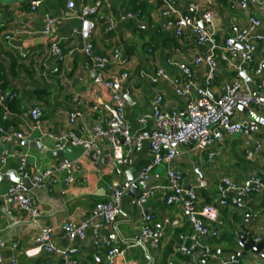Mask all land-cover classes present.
I'll list each match as a JSON object with an SVG mask.
<instances>
[{
    "label": "crops",
    "instance_id": "0c3cea01",
    "mask_svg": "<svg viewBox=\"0 0 264 264\" xmlns=\"http://www.w3.org/2000/svg\"><path fill=\"white\" fill-rule=\"evenodd\" d=\"M33 1L0 0V32L12 35L8 41L0 40V71L9 81L5 92L7 95L0 98V127L29 133V139L23 141L39 140L45 151L16 144V139L2 144L1 150L7 149L12 156L6 159L4 165L0 164V174L13 171L17 176L21 155H27L25 173L29 178L46 170L52 173L44 181L43 187L31 186L28 189L34 198L33 207L38 214L36 218L17 204L6 203L0 198V244H3L0 245V264H9L14 257L18 264H63L59 257L42 253L27 258L22 252L34 247L44 228L53 231L58 246H68L61 232L63 224L68 221L78 223L88 218L96 204L107 202L112 191L127 183L129 176L134 181L140 169L151 161L150 151L144 145L139 152L130 153L129 165L115 163L112 145L100 139L97 141L100 151L98 164L94 165L80 148H73L78 156L72 159L77 160V168L71 172L72 183H66V173L57 171L56 167L67 157H56L53 141L47 135L61 136L72 131L78 137L90 139L93 126L106 129L104 117L92 112L91 107L110 104L111 98L96 78L91 61L82 53V41L74 33L79 21L74 11L67 9L66 0H39V7L31 11L29 6ZM73 1L76 11L99 5L92 34L94 54L103 56L117 48L127 60L126 71L130 79L125 117L131 131L138 129V118L150 113L157 94L163 98V110L184 117L186 98L177 97L169 83L151 84L144 75L162 68L182 79L177 64L192 67L193 59L205 54L208 46H197L188 31L176 36L172 28L162 29L163 20L157 0ZM173 1L181 14L189 16H196L191 5L203 10L210 1L216 18L215 39L218 43L229 35L232 25H244L250 16L260 19L258 33L264 37V4L242 10L238 6L240 0ZM46 18H57L60 23L43 35ZM109 23L112 24L110 29ZM53 43L58 44L63 61L51 54ZM225 56L226 60H217L216 77L210 88L212 100L221 95L224 85L236 79L239 72H245L246 79L250 81L247 84L241 75L243 84L250 92L264 81V72L253 76L256 65L264 60V41L257 44V50L250 55V60L246 58L241 62V68L238 67L239 58L230 54ZM192 69L193 84L202 88L207 68L201 65ZM11 80H20L26 87L21 90ZM13 93L16 96L10 101ZM191 93V97L196 98L194 90ZM75 96L77 101H74ZM34 105H38L42 111L39 130L31 128L29 110ZM249 110L258 118H264V106ZM70 114H76L73 124L68 121ZM3 116L5 120H2ZM234 120L250 119L237 109ZM150 124L148 121L146 127H150ZM127 149L122 145L124 154ZM208 151L213 153L211 158L206 153L192 152L189 147L179 148L173 162L162 163L152 170L151 184L166 182L169 168L181 174L186 189L195 188L199 180H204L207 187L195 189V207L211 232L209 236L199 237V242L208 246L214 256L206 264H220L221 259L233 254L239 257L240 264H264V259L251 251L241 256L244 251L234 236L245 219L252 220L247 226L252 238L264 228L263 193L242 200V207L237 209L230 205L221 206L216 190L224 179L246 185L253 174L264 173V127L260 125L259 130L249 137L226 136ZM116 169H119V174L115 172ZM10 185L0 183V194ZM129 199L128 195L122 198L121 214L115 225L101 230L89 229L84 241H75L79 264H106L105 251L92 245L94 237L106 238L112 245L125 250L123 257L113 259V264H195L192 258L179 251L180 246L188 247L191 244L189 237L192 234V225L179 205H168L162 194L155 195L142 209L131 207ZM143 214L152 216L151 227L154 233L160 235L159 245L154 248L148 243L144 247L127 248L128 242L136 239L140 233ZM260 243L264 254V240ZM13 245H16V249L12 248Z\"/></svg>",
    "mask_w": 264,
    "mask_h": 264
},
{
    "label": "built area",
    "instance_id": "2783aa9c",
    "mask_svg": "<svg viewBox=\"0 0 264 264\" xmlns=\"http://www.w3.org/2000/svg\"><path fill=\"white\" fill-rule=\"evenodd\" d=\"M157 4L163 20L162 29L172 28L176 36H181L185 31H188L194 37L197 46H208L205 54L198 55L193 59L192 67L182 63L177 64L182 79L171 75L162 68H156L144 75L151 84L169 83L177 97L186 98L185 116L181 117L176 112L163 110V98L157 94L151 104L150 113L137 119L139 127L135 132H132L125 117L126 97L129 94L127 85L130 79V75L126 71L127 60L117 48L110 50L103 56L94 54L92 34L95 29L94 16L99 8L98 4L76 11L74 10V1L66 0L67 9L74 11L79 21V27L74 30V33L82 41V53L91 61L95 76L108 91L111 103L100 104L99 106L95 104L91 107L92 112H97L104 117L106 129L93 126V135L90 139L78 137L72 131L61 136L47 135L53 141V150L63 151L67 148H80L94 165L98 164L100 159V151L97 146V141L100 139H105L112 145L114 162L123 165L131 163L130 153L132 151L139 152L146 145L151 154V161L140 169L133 183L144 182L152 170L160 164L173 162L181 147H189L195 153H206L211 158L213 153L208 151L210 147L223 141L226 136L242 135L249 137L259 130V123L252 120L235 121V112L238 106L247 109L263 108L264 81L255 89V93L258 94L255 97L243 84L241 72L236 79L224 85L221 95L216 100H212L210 97V88L215 80L218 67L217 60H226L225 55L230 54L239 58L238 67L241 68V62L248 55L255 53L257 44L264 41V37L258 33L261 27L260 19L250 16L244 25H232L229 29V35L221 43H218L215 39L216 18L210 8V1L207 2V8L203 10L195 5L190 6L196 16L181 14L175 8L173 0H157ZM263 4L264 0L238 1V6L242 10H246L249 6ZM39 5L40 1L35 0L30 3L29 9L34 11ZM127 17L132 16L127 15ZM44 22L43 35H47L52 27L60 23L57 18H46ZM108 26L110 29L112 24L109 23ZM11 36L10 34L3 35L0 32V40L8 41ZM50 50L57 60H64L57 43H53ZM201 65L207 68V72L203 87L198 88L193 84L192 68ZM263 72L264 60L256 65L253 76L257 77ZM192 90H194L196 98L191 97ZM15 96L13 93L9 99L11 100ZM77 100L78 98L75 96L74 101ZM41 116L42 111L38 105H34L29 110L32 130L40 129ZM5 119L3 116L2 120ZM75 119L76 114H70L68 121L73 124ZM148 121L151 122L150 127H146ZM29 136V133L8 131L0 127V164L4 165L6 159L12 156L7 149L1 150L2 144L11 142L13 139L27 140ZM122 145L128 148L126 154L122 151ZM26 164L27 155L19 156L17 176L28 178L34 188L43 187L44 181L51 175L52 171L46 170L29 178L25 173ZM76 168L77 160L67 158L62 159L56 167L57 171L66 173L67 184L72 183L71 172ZM115 172L120 173L119 169H116ZM130 184L129 182L124 183L113 190L110 199L107 202L96 204L91 209L88 218L78 223L71 221L64 223L61 232L65 236L68 246H58L53 231L44 228L36 239L34 247L24 250L23 255L27 258H33L44 253L61 258L63 264H79L78 250L74 247L75 241H84L89 229L101 230L117 223L121 214L122 198L128 195ZM206 187L207 183L204 180H199L195 188H184L181 174L177 170L169 168L166 171V182L146 186L134 198L129 199V204L131 207L142 209L155 195L162 194L168 205H179L192 225V234L189 237L191 244L188 247L180 246L179 251L192 258L195 264H206V261L214 256L208 246L199 242V237L209 236L211 232L200 219V212L195 207V189ZM216 190L221 206L230 205L240 209L242 200L264 192V173L253 174L246 185L235 184L224 179L217 185ZM0 198L6 203L17 204L20 209L29 212L32 218H36L38 215L33 207L34 198L29 194L28 189L21 185L11 184L3 194H0ZM151 222L152 216L143 214L140 233L136 239L128 242L127 248L144 247L148 243L154 248L158 247L160 235L154 233ZM252 240L255 244L264 240V228ZM0 245L3 246L2 243ZM92 245L105 251L106 264H113L115 257H123L125 253L124 249L112 245L106 238L94 237ZM12 248L16 249V245H13ZM240 263L239 257L235 254L220 260V264ZM9 264H18L17 258H12Z\"/></svg>",
    "mask_w": 264,
    "mask_h": 264
},
{
    "label": "water",
    "instance_id": "95a60500",
    "mask_svg": "<svg viewBox=\"0 0 264 264\" xmlns=\"http://www.w3.org/2000/svg\"><path fill=\"white\" fill-rule=\"evenodd\" d=\"M250 55L247 56V60H250ZM242 77L245 78L246 83L250 84V81L246 79L245 72H242ZM11 82L17 86L20 87L21 90H24L26 87V84H24L20 80H11ZM252 92L255 97L258 96L257 93H255V89H252ZM7 93L2 94V96H6ZM127 103H129L128 97H126ZM262 105L264 106V100L262 101ZM238 109L243 112L250 120L255 121L259 123L261 126L264 127V118H258L254 113L250 112L249 109L243 108L241 106H238ZM16 144H21L24 147H30V148H37L38 150L45 151L44 147L40 144L39 140H33L32 142L27 141H14ZM56 157H67L71 159H77L78 154H76L71 148H67L63 151H57L55 152ZM128 182L130 184V189L128 192V196L130 198H134L137 194V192L140 189H144L148 184L153 183V176H149L144 182H141L139 184H135L132 181V178L129 176ZM0 183H11V184H18L23 186L26 189H31V183L28 178H18L13 171H9L6 174H0ZM263 198H264V192H263ZM252 220L245 219L241 225L240 230L238 232L234 233V236L236 237V242L239 247H241L244 251V253L241 254V256L245 255V252L251 251L257 256H260L262 259H264V254H262L263 251V245L261 243L255 244L252 240V232L247 229V226L249 223H251ZM102 264V263H99Z\"/></svg>",
    "mask_w": 264,
    "mask_h": 264
},
{
    "label": "trees",
    "instance_id": "16d2710c",
    "mask_svg": "<svg viewBox=\"0 0 264 264\" xmlns=\"http://www.w3.org/2000/svg\"><path fill=\"white\" fill-rule=\"evenodd\" d=\"M14 76V75H12ZM7 76L4 75L1 71H0V98L2 96V94H4L7 91V87H8V83L9 81L6 78ZM12 101V100H10ZM8 101V102H10Z\"/></svg>",
    "mask_w": 264,
    "mask_h": 264
}]
</instances>
